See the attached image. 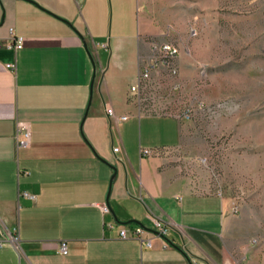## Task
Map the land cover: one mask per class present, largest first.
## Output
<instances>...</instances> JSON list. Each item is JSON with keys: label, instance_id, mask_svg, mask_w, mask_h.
Returning a JSON list of instances; mask_svg holds the SVG:
<instances>
[{"label": "crops", "instance_id": "0c3cea01", "mask_svg": "<svg viewBox=\"0 0 264 264\" xmlns=\"http://www.w3.org/2000/svg\"><path fill=\"white\" fill-rule=\"evenodd\" d=\"M139 4L0 0V264H264L240 243L248 222L234 202L176 171L178 118L133 101L155 34ZM10 29L23 39L16 52ZM18 123L29 126L27 147ZM153 218L165 237L152 234ZM135 225L141 240L119 238Z\"/></svg>", "mask_w": 264, "mask_h": 264}, {"label": "rangeland", "instance_id": "374dc122", "mask_svg": "<svg viewBox=\"0 0 264 264\" xmlns=\"http://www.w3.org/2000/svg\"><path fill=\"white\" fill-rule=\"evenodd\" d=\"M148 42L179 48L178 75L159 77L134 103L180 121L173 164L200 193L227 195L264 252V0H140ZM190 110V118L182 112Z\"/></svg>", "mask_w": 264, "mask_h": 264}, {"label": "built area", "instance_id": "2783aa9c", "mask_svg": "<svg viewBox=\"0 0 264 264\" xmlns=\"http://www.w3.org/2000/svg\"><path fill=\"white\" fill-rule=\"evenodd\" d=\"M23 47V39L21 37H16L12 30L9 31V36L7 38V44L6 48L8 50H13L16 52L17 50H20ZM151 48V55L150 57L143 61L139 67V72L137 76L136 83L130 87V92L133 93L139 101L142 94L145 93V89L154 79H157L159 77H167V78H174L178 75V65H177V59L179 57L180 51L179 48L169 42H162L157 43L153 42L150 44ZM6 68L12 72L15 71V64H7ZM106 114L108 117L112 118L114 116V112L112 108L106 109ZM182 118L183 119H189L190 118V110H184L182 112ZM121 121L127 120V117H120ZM17 138H18V145L21 147H27L29 144L30 139V132H29V126L26 123H18L17 124ZM118 148H115L113 150L114 153H117ZM141 153L143 155H150V150H142ZM24 196L28 197L29 199H34L33 196L28 195L27 193H24ZM102 212L108 213V208L106 205L100 206ZM233 212L238 213L239 207L237 204L233 205ZM151 232L157 237L163 238L168 233L167 226L162 223L158 219H151ZM146 232V229L140 225H135L132 229H128L126 227L121 228L119 231V238L122 240H128V239H138L141 240V237ZM16 234V231H14V234L12 236V243L14 245H17L19 238ZM146 247L151 248L152 244L150 240H146ZM59 252L61 255H67V247L66 244L62 243L59 247Z\"/></svg>", "mask_w": 264, "mask_h": 264}]
</instances>
